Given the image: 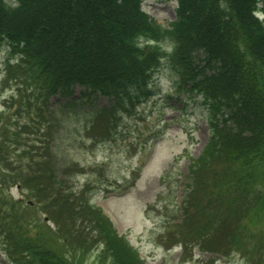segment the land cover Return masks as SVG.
I'll return each mask as SVG.
<instances>
[{
  "label": "trees",
  "instance_id": "16d2710c",
  "mask_svg": "<svg viewBox=\"0 0 264 264\" xmlns=\"http://www.w3.org/2000/svg\"><path fill=\"white\" fill-rule=\"evenodd\" d=\"M17 1L12 8L0 0V42L19 55L8 66L19 98L14 122L0 126V186L20 184L45 217L0 188L7 260L84 264L100 243L97 264L145 263L86 190L57 178L48 129L42 131L51 95L86 104L97 95L112 98L99 109L104 122L119 107L130 112L149 96L152 74L167 56L177 91L196 93L209 113L208 139L189 165L184 228L212 252L264 264V20L255 15L264 0H176L166 27L142 0Z\"/></svg>",
  "mask_w": 264,
  "mask_h": 264
},
{
  "label": "rangeland",
  "instance_id": "374dc122",
  "mask_svg": "<svg viewBox=\"0 0 264 264\" xmlns=\"http://www.w3.org/2000/svg\"><path fill=\"white\" fill-rule=\"evenodd\" d=\"M3 3L13 8L17 0ZM176 7L175 0H142V8L165 27L175 19ZM160 44L170 50L165 41ZM10 48L7 42H0V126L14 122L13 99L19 98L17 84L11 79L15 72L10 70L19 55ZM177 81L170 60L164 56L148 85L153 94L143 97L130 112L120 107L114 110L107 117L110 122L98 117L100 108L114 103L110 97L97 95L86 104L57 94L49 96L50 117L42 132L48 129L55 173L71 189L86 190L89 203L102 210L116 232L138 250L144 264H250L232 251L216 257L184 228L183 221L190 216L184 201L192 185L189 165L208 139L209 113L196 93L178 92ZM81 91L75 87L74 95ZM9 155L16 159L14 152ZM0 188L23 204L32 202L39 216L45 217L20 184ZM263 225L260 220L259 226ZM101 250L99 243L84 264H97L95 255ZM7 259L0 247V264H11Z\"/></svg>",
  "mask_w": 264,
  "mask_h": 264
}]
</instances>
